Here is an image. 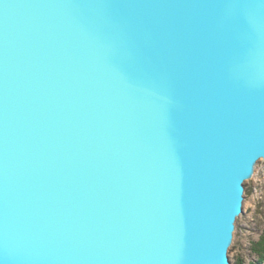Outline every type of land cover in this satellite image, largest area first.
Masks as SVG:
<instances>
[{"label": "water", "instance_id": "95a60500", "mask_svg": "<svg viewBox=\"0 0 264 264\" xmlns=\"http://www.w3.org/2000/svg\"><path fill=\"white\" fill-rule=\"evenodd\" d=\"M263 159L264 0H0V264H231Z\"/></svg>", "mask_w": 264, "mask_h": 264}, {"label": "rangeland", "instance_id": "374dc122", "mask_svg": "<svg viewBox=\"0 0 264 264\" xmlns=\"http://www.w3.org/2000/svg\"><path fill=\"white\" fill-rule=\"evenodd\" d=\"M250 189L245 194L244 213L237 220V230L229 250L231 264H252L257 260L253 244L264 229V159L256 166L252 179L246 182Z\"/></svg>", "mask_w": 264, "mask_h": 264}, {"label": "trees", "instance_id": "16d2710c", "mask_svg": "<svg viewBox=\"0 0 264 264\" xmlns=\"http://www.w3.org/2000/svg\"><path fill=\"white\" fill-rule=\"evenodd\" d=\"M249 192H250V189L246 187L245 194ZM252 250H253V253L258 258L252 264H256V263L264 264V229L261 232L260 239L253 244Z\"/></svg>", "mask_w": 264, "mask_h": 264}]
</instances>
